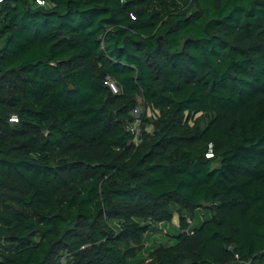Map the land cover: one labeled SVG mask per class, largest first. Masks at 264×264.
Instances as JSON below:
<instances>
[{
    "label": "trees",
    "instance_id": "trees-1",
    "mask_svg": "<svg viewBox=\"0 0 264 264\" xmlns=\"http://www.w3.org/2000/svg\"><path fill=\"white\" fill-rule=\"evenodd\" d=\"M0 264H264V0H1Z\"/></svg>",
    "mask_w": 264,
    "mask_h": 264
},
{
    "label": "built area",
    "instance_id": "built-area-1",
    "mask_svg": "<svg viewBox=\"0 0 264 264\" xmlns=\"http://www.w3.org/2000/svg\"><path fill=\"white\" fill-rule=\"evenodd\" d=\"M111 88L113 89L114 92H116V89H115V87L113 85H111ZM133 115H134L136 121L138 122L139 121V118H140V115H141V111L138 110V109H135L133 111ZM11 120H15V119L13 118ZM139 131H140V129H139L138 124H135V126L131 128V132H132V135H133V142L136 143V144L139 141V139H138V137H139ZM186 222L188 224H190V220L189 219H187Z\"/></svg>",
    "mask_w": 264,
    "mask_h": 264
},
{
    "label": "rangeland",
    "instance_id": "rangeland-1",
    "mask_svg": "<svg viewBox=\"0 0 264 264\" xmlns=\"http://www.w3.org/2000/svg\"><path fill=\"white\" fill-rule=\"evenodd\" d=\"M202 217V211L199 210V212L197 213V221H199ZM167 228V230L170 232V236H173L175 234H177L179 231H178V228H177V225H171V226H165ZM165 239H168L167 243H172V239L171 238H168V237H164Z\"/></svg>",
    "mask_w": 264,
    "mask_h": 264
}]
</instances>
